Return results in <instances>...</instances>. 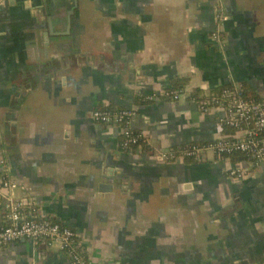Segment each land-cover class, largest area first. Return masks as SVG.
Masks as SVG:
<instances>
[{
    "label": "crops",
    "instance_id": "1",
    "mask_svg": "<svg viewBox=\"0 0 264 264\" xmlns=\"http://www.w3.org/2000/svg\"><path fill=\"white\" fill-rule=\"evenodd\" d=\"M230 83L264 100V0H1L0 178L76 231L92 264H264V163L158 157L222 134L221 109L191 94ZM130 107L146 138L134 150L92 118ZM0 264L71 263L20 238Z\"/></svg>",
    "mask_w": 264,
    "mask_h": 264
},
{
    "label": "built area",
    "instance_id": "2",
    "mask_svg": "<svg viewBox=\"0 0 264 264\" xmlns=\"http://www.w3.org/2000/svg\"><path fill=\"white\" fill-rule=\"evenodd\" d=\"M1 1V0H0ZM211 39L218 46L224 47L225 42L219 30L212 33ZM184 94L183 90L172 89L164 95L171 100H178ZM204 95H208L204 94ZM144 100H157V95L143 97ZM198 108L203 112L221 109L218 124L222 134L207 142H191L180 147L177 154L172 150L158 152L162 160H172L176 157L202 160L207 154L218 158L229 157L233 152H243L246 162L264 163V100L246 97L241 89L225 88L218 97H207L196 101ZM135 109L106 108L95 109L92 118L105 125H116L120 133V145L128 149L132 145L142 148L140 143H146V138L139 131L130 127L131 118ZM232 129L233 133L225 132ZM246 172L241 166L230 168L231 176L241 177ZM17 183L6 176L0 178V200L4 204L5 224L0 226V247H5L13 241L26 238L32 243L57 242L59 249L70 260L71 264H92L86 257L76 231L68 226L51 221L44 216H37L34 201L28 198L14 199L13 190Z\"/></svg>",
    "mask_w": 264,
    "mask_h": 264
},
{
    "label": "trees",
    "instance_id": "3",
    "mask_svg": "<svg viewBox=\"0 0 264 264\" xmlns=\"http://www.w3.org/2000/svg\"><path fill=\"white\" fill-rule=\"evenodd\" d=\"M186 82V79H177L175 80L173 83H174V87H181L184 83ZM235 86V84H226V85H222L220 87H216L214 89H211L210 92H208V95H202L200 94V90H195L193 91V93L191 94V97L196 100V101H200V100H203V99H206L208 96L209 97H218L221 93V91L225 88H231L233 89ZM239 88H241V91L243 92V95L246 96V97H253V94L250 93L248 87L245 85V84H242V86H239ZM257 99V98H256ZM103 109V108H101ZM226 131H229V134L231 133V131H233L232 129H226ZM121 141V139H120ZM141 147H146V144L145 143H140ZM136 148V145H132L130 148H128V150H134ZM180 150V147L178 148H173L172 149V152L174 154H177ZM229 157H231L232 161L234 162H238V161H241V160H246V156L243 152H239V151H236V152H233L229 155ZM188 159H191V160H194L193 158H187Z\"/></svg>",
    "mask_w": 264,
    "mask_h": 264
},
{
    "label": "water",
    "instance_id": "4",
    "mask_svg": "<svg viewBox=\"0 0 264 264\" xmlns=\"http://www.w3.org/2000/svg\"><path fill=\"white\" fill-rule=\"evenodd\" d=\"M101 179H104V180H105L104 183H100L99 188H100L101 190H104V189L109 188V186H111L112 183H113V177L110 176L109 173H104V175H101Z\"/></svg>",
    "mask_w": 264,
    "mask_h": 264
}]
</instances>
